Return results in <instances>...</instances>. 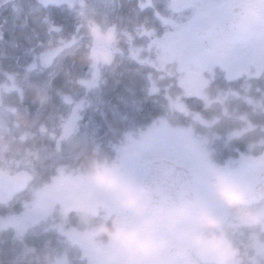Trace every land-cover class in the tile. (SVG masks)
Returning <instances> with one entry per match:
<instances>
[{"label": "trees", "instance_id": "1", "mask_svg": "<svg viewBox=\"0 0 264 264\" xmlns=\"http://www.w3.org/2000/svg\"><path fill=\"white\" fill-rule=\"evenodd\" d=\"M17 4L24 8L20 15L14 12ZM158 9L155 4L141 9L137 0H117L107 20L91 16L102 25L108 20L107 25L116 24L120 43L114 50L113 63L100 68L98 84L90 86L94 68L82 60L90 40L73 8L45 0L3 2L0 5L1 162L12 163L14 174L35 173V180L44 188L52 182L57 166L73 164L78 156L86 163V154L90 157L95 153L92 150L98 148H112L113 154L100 155L114 156L116 148L140 139L155 124L156 115H171L170 90L178 88V83L175 81L167 89L172 70L162 68L158 59L159 47L155 41L165 33L166 21L162 18L167 16ZM61 47L62 56L50 61L49 54ZM132 49L137 52L131 54ZM210 83L213 84L206 89L207 98L187 97L193 118L179 125L201 139L207 138L211 162L225 165L237 156L236 148L251 150L253 144L260 146L264 140L254 137L252 123L230 116L232 113L224 109L226 105L217 96L219 82L211 78ZM156 85L161 89L160 96L155 95ZM181 92L186 94L185 89L181 88ZM69 100L90 101L91 108L99 100L102 103L97 115L85 113V119L76 122L73 131L66 133L74 105ZM101 109L106 117L101 115ZM18 116L31 122V126L21 123ZM237 130L243 135L229 139ZM31 201L30 195L24 194L10 200L9 206H0V264H57L62 254L57 242H53L59 229L51 227L47 231L43 220L29 225L23 235L17 227L3 223L10 216L23 213Z\"/></svg>", "mask_w": 264, "mask_h": 264}, {"label": "clouds", "instance_id": "2", "mask_svg": "<svg viewBox=\"0 0 264 264\" xmlns=\"http://www.w3.org/2000/svg\"><path fill=\"white\" fill-rule=\"evenodd\" d=\"M80 17L90 40L82 60L94 69L111 65L120 35L86 12ZM18 120L31 126L23 117ZM239 135L230 134L229 139ZM125 151L135 154L136 146L130 143ZM85 174L113 208L94 225L96 233L106 239L110 264H259L255 257L249 259L247 249L242 251L233 233L241 227L257 236L264 233V194L254 193L220 167L209 166L207 181L232 212L231 226L203 198L185 190L149 187L127 177L99 153L86 160ZM256 255L264 258V248H257Z\"/></svg>", "mask_w": 264, "mask_h": 264}, {"label": "rangeland", "instance_id": "3", "mask_svg": "<svg viewBox=\"0 0 264 264\" xmlns=\"http://www.w3.org/2000/svg\"><path fill=\"white\" fill-rule=\"evenodd\" d=\"M5 1L7 0H0V5ZM45 1L68 4L73 8L76 16L80 17L81 12H86L89 16L97 17L100 21L107 20L117 4V0ZM246 1L248 0H214L212 2L210 0H137L138 7L141 9H144L147 4H155L159 11L163 10L167 15L166 18H162L166 21L165 33L162 38L155 41V45L159 47L158 59L164 69L173 66V64H175L174 68L178 67V62H181L185 70L183 83L190 93L196 95L204 93L203 89L207 82L206 73L214 67L244 69L253 66L255 69H260L263 66L264 27L259 36L253 42L248 43L247 46H232L222 39V32L229 13L234 6ZM250 1L259 4L264 10V0ZM14 12L20 15L24 12V8L17 4L14 6ZM107 22L103 25L110 27L111 25H107ZM116 32L118 33V29H116ZM208 44H211V46L208 47ZM62 47L59 48V51L49 54L50 61L59 59L62 56ZM136 52L134 49L131 50V54ZM99 70L100 68L93 69L94 76L93 81L89 83L90 86L98 84ZM75 115L77 116L76 112ZM74 126L75 119L69 122L66 132L70 133ZM133 144L137 148L136 153L138 155L136 157L126 152L125 149L122 152L124 168L127 172L130 171L129 173H132V171L127 168H133V164L141 168L147 160L159 157H174L175 155H183L182 157L185 156L186 159L185 163L202 168L201 174L205 177H207L209 166L214 165L211 162V150L208 147L207 140L197 137L184 127L168 126L163 123L153 124ZM234 159L236 160L237 157ZM1 161L2 155L0 154V206H9L10 200L2 189V179L5 175L14 174L13 165ZM262 169V165L247 164L244 167H231L223 170L253 189L256 178ZM77 174L60 173L56 181L47 188L39 186L38 181H34L25 193L30 195L32 199L30 207L21 214L10 216L3 223L7 226L17 227L23 235L29 225L43 220L57 201L60 200L64 205H80L79 198L82 193H79V190L84 191L87 188L90 191H99L94 184L84 178L82 172L81 175ZM130 178L133 179L131 174ZM197 191L198 196L203 198L207 204L208 201L213 203L211 204L213 206L212 211H218L217 198L209 184L205 185L202 181L199 182ZM70 240L75 245L76 242L81 245L84 256L90 260L96 258V254H92L91 247L85 244L84 235L73 234ZM100 252L110 255L109 250L102 249ZM108 258L104 259V264H110ZM64 261L61 258L58 264H65Z\"/></svg>", "mask_w": 264, "mask_h": 264}, {"label": "flooded vegetation", "instance_id": "4", "mask_svg": "<svg viewBox=\"0 0 264 264\" xmlns=\"http://www.w3.org/2000/svg\"><path fill=\"white\" fill-rule=\"evenodd\" d=\"M212 1L214 0H210V2ZM245 3H253L257 5L260 11H262L264 14V10L259 4L251 2L250 0L241 4ZM236 6H234L233 9ZM260 32L258 33L257 37L259 36ZM174 65L175 64H173L171 68L169 67L172 70V73L169 74L171 81L170 85L166 86L167 89H171V85L173 86L175 81L178 83V88H172L170 90L171 94L169 98L172 114H158L153 120L154 123L181 124L193 118V111L189 107L190 104L187 100V97H191L196 94L190 93L183 83L185 70L183 69L182 63L178 62V67L175 68ZM206 77L207 82L203 89L204 93L198 94L197 96L207 98L208 92L206 89L210 84H213L210 83L211 78H213L214 81H218L220 85L217 86L219 88H217L219 92L217 96L219 97V101L226 105V108L224 109L232 113L230 116L233 119L238 120V118L242 117L245 121L252 123L251 128L254 130V137L264 140V64L260 69H255L253 66L244 69L214 67L206 73ZM153 88L158 91L155 93V95L160 96V87L156 85ZM181 88L186 90V94L181 92ZM70 103L74 105L69 119H75L76 123L85 119V113L88 115H97V111L99 110V106L102 102L99 100L94 108L90 107L92 106L90 101L84 100L75 103L73 100L70 101ZM142 107H144L143 104ZM240 107L242 109L238 112V114H236L237 109ZM75 112L77 113V116L75 115ZM61 113H65V110H61ZM104 114V110L101 109V115L106 117ZM87 122L89 123L90 121L87 120ZM85 133L86 135L88 134V129L85 130ZM233 133H238L240 134L239 136L243 135L236 131ZM136 141L137 139L133 143H136ZM125 147L126 145L116 148L114 156H109L106 158L110 162H115L118 166H120L121 171L129 178L131 174L133 179L154 189L163 191L185 190L197 196L198 183L202 181L205 185H208L207 177L201 174L203 169L185 163L184 161L186 159L184 158L185 156L182 157L183 155H175L174 157H159L152 160H147L146 163H141V168L140 166L138 167L136 164H133V168H127L128 170L131 169L132 171V173H129L130 171L127 172L124 168V157L122 152ZM92 151L99 154L104 152L113 154L112 148H98L97 150ZM236 152L238 153L236 160L233 158L230 160V163L225 165L213 164L220 167L221 169L244 167L247 164L262 165L263 169L257 176L252 190L254 193L264 194V181L261 184V178L264 175V160L258 162L253 160L264 153V144L260 146L253 144V148L251 150H242L241 148H236ZM241 153L244 155L243 157H241ZM137 155L138 153L136 152L135 154H132L133 157H136ZM85 158L88 159L89 156L86 154ZM81 159L82 158L78 156V158H76V162L73 164L65 163L57 166L58 170L57 173L53 175L52 182L45 185L44 188L51 186L59 177L60 173L68 172L72 174L78 173L77 175H81L82 172V175L85 176L84 178H87L85 174V163H82ZM205 166L206 165L204 164V167ZM79 193H82L79 198V202H81L80 205H64V203L60 200L55 203L50 213H48L43 218L44 229L47 231L51 227L59 229V231L56 233V241H53L57 242L58 249L60 252H62V254H60L58 257L57 263H59V259L62 258L65 260V264H104V259L109 257V255L104 252L101 253L100 251L102 249L109 250V248L107 246L106 239L96 233L94 225L98 222L100 217L104 216L107 212L112 211L113 208L100 190L90 191L86 188L84 191L79 190ZM16 198L18 197H14L10 200H14ZM262 203H264V201H262ZM211 204L213 203L208 201V207L212 211L213 206ZM217 206L218 211L212 212L220 216L227 225H233L234 219L232 212L218 199ZM73 234L84 235L85 244L91 247L92 254H96L95 259L90 260L88 257L84 256L81 245H79L77 242L75 245L72 240H70L71 235ZM233 236L237 245L241 247L242 251L245 249L248 250V256L250 260L255 257L257 260H259V264H264V258H260L256 255L257 248H264V233H260L257 236L251 230L241 227L234 231Z\"/></svg>", "mask_w": 264, "mask_h": 264}, {"label": "water", "instance_id": "5", "mask_svg": "<svg viewBox=\"0 0 264 264\" xmlns=\"http://www.w3.org/2000/svg\"><path fill=\"white\" fill-rule=\"evenodd\" d=\"M263 25L264 15L260 12L258 6L243 4L237 6L229 15L222 37L229 44H246L256 38ZM112 28L116 30V26ZM263 159L264 155L255 160ZM33 178L34 176L29 172H22L19 176H5L2 181L4 192L10 197L23 193L28 189ZM263 181L264 175L261 178V182Z\"/></svg>", "mask_w": 264, "mask_h": 264}]
</instances>
